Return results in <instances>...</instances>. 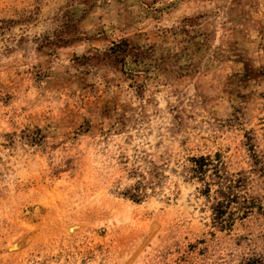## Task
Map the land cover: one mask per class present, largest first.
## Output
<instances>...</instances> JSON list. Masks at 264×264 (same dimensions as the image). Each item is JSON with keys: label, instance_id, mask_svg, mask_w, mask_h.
Returning a JSON list of instances; mask_svg holds the SVG:
<instances>
[{"label": "rangeland", "instance_id": "1", "mask_svg": "<svg viewBox=\"0 0 264 264\" xmlns=\"http://www.w3.org/2000/svg\"><path fill=\"white\" fill-rule=\"evenodd\" d=\"M192 156L251 211L216 226ZM262 252L264 0H0V264Z\"/></svg>", "mask_w": 264, "mask_h": 264}, {"label": "trees", "instance_id": "2", "mask_svg": "<svg viewBox=\"0 0 264 264\" xmlns=\"http://www.w3.org/2000/svg\"><path fill=\"white\" fill-rule=\"evenodd\" d=\"M188 172L191 178H197L202 182L203 188L200 191L207 197L210 202L212 211V220L219 228H228L234 220L247 215L252 209V202L249 201L246 194H240L247 182V177L243 171L235 174L228 173L224 169V163L217 159L215 161L211 156H192L189 157ZM209 168H211L212 178L209 182L206 181ZM211 184H216L217 187L211 191ZM240 264H264V252L261 254H252L241 260Z\"/></svg>", "mask_w": 264, "mask_h": 264}]
</instances>
